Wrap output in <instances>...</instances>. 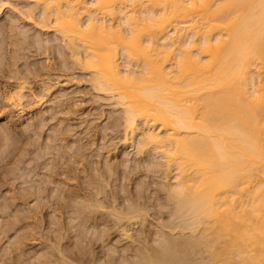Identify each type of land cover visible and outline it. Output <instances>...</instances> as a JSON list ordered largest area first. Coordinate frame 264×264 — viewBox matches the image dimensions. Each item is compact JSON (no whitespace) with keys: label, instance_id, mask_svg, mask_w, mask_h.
I'll return each mask as SVG.
<instances>
[{"label":"bare ground","instance_id":"obj_1","mask_svg":"<svg viewBox=\"0 0 264 264\" xmlns=\"http://www.w3.org/2000/svg\"><path fill=\"white\" fill-rule=\"evenodd\" d=\"M29 1V17L40 12V27L120 109L125 144L160 155L163 176L174 177L164 183L168 229L158 245L133 249L136 263L264 264L259 0ZM23 83L6 94L9 102L21 104ZM97 202L88 208L103 207ZM126 211L111 214L129 221L119 232L135 243L128 226L146 211L134 204Z\"/></svg>","mask_w":264,"mask_h":264},{"label":"rangeland","instance_id":"obj_2","mask_svg":"<svg viewBox=\"0 0 264 264\" xmlns=\"http://www.w3.org/2000/svg\"><path fill=\"white\" fill-rule=\"evenodd\" d=\"M7 3L24 17L34 6L0 0ZM32 13L37 26L0 11V264H64L63 253L74 264H139L135 247L158 245L168 229L165 190L174 177L163 176L160 155L125 144L120 109L94 89L57 35L40 27V12ZM23 81L26 97L12 104L5 96ZM92 201L102 209H89ZM133 204L147 217L128 226L130 243L119 232L129 221L111 213Z\"/></svg>","mask_w":264,"mask_h":264},{"label":"snow or ice","instance_id":"obj_3","mask_svg":"<svg viewBox=\"0 0 264 264\" xmlns=\"http://www.w3.org/2000/svg\"><path fill=\"white\" fill-rule=\"evenodd\" d=\"M254 7H258L261 12V22L262 25H264V0H259L258 5H254ZM11 9L14 12L18 13L20 16H24V13L20 10V8L15 7L13 3H7V4H0V11H5ZM26 20H31V17H24ZM18 21H13V24H16ZM34 23V21H33ZM261 52L264 54V31L261 33ZM2 115V114H0Z\"/></svg>","mask_w":264,"mask_h":264}]
</instances>
